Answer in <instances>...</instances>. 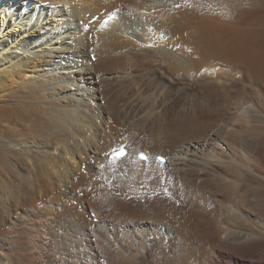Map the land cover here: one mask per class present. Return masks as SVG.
Wrapping results in <instances>:
<instances>
[{
	"label": "bare ground",
	"instance_id": "6f19581e",
	"mask_svg": "<svg viewBox=\"0 0 264 264\" xmlns=\"http://www.w3.org/2000/svg\"><path fill=\"white\" fill-rule=\"evenodd\" d=\"M142 50L156 54L170 70L186 75L190 82L196 83L195 79L203 78L198 93H186L183 97L198 96L202 102L208 103L195 107L189 102L186 114L180 113L182 116H173L166 122L168 133L164 131L165 134L146 137L149 132L145 129L148 133L142 132L144 141L137 139L135 132L130 130V137L123 138L118 133L120 126L115 123L123 122L125 125L124 121L131 116L136 119L143 117L148 112V109L144 110L148 107L145 106L148 96L130 99L129 109L131 106L136 109L131 116L130 111L129 115L123 111L125 107L120 110L112 102L114 99L106 106L96 101L99 78L104 81L124 77L121 69L134 58L138 59ZM105 51L108 53H103ZM119 71L121 75H117ZM105 73L107 77L103 76ZM166 79L169 83L175 82L171 77ZM182 87L178 88L179 92ZM154 88L153 92L150 91L152 97L157 91L163 94L160 93L163 88L157 85ZM164 93H167L165 96L170 94ZM114 113L119 116L113 119L116 122L112 129L108 121ZM19 125L27 127L19 130ZM7 132L20 141L19 146L28 147L22 148L24 154L46 152L40 163L38 160L36 163L47 162L52 170L59 164L58 158L63 157V163L72 164L75 156L80 155L92 160L89 171L101 172L108 179L107 171L111 168L107 162L109 155V162L119 164V177L115 181L123 190L137 185L134 183L136 179L132 180L133 176L138 178V182L145 180L143 169L137 171L132 166L161 167L181 178L187 192L195 191L196 204L192 209L172 207L174 213H170L174 216V225H177L173 238L162 240L161 256L152 263L264 264V0H0V135ZM60 133L76 138L77 145L68 151L64 148L67 145L62 146L57 160L50 163L46 148L54 147L53 143L45 144L40 138H55ZM87 133L92 134L89 139L86 138ZM207 137L213 140L212 143L205 140ZM167 139L171 140L170 145H167ZM208 144L210 151L206 150ZM121 146L127 148V153L119 158L113 156L112 153ZM139 151L147 153L146 161L136 157ZM156 155L166 157L163 165L155 161ZM93 176L94 173L90 177ZM33 184L35 186V182ZM70 186L64 187L63 195L77 192L78 187ZM106 191L96 187L91 192L84 191L81 198L77 196L80 199L78 217L82 222L87 217V206L111 202L112 196ZM63 195L51 202L53 213L49 212L52 218L55 210L65 207ZM114 203V210L111 209L110 214L107 211L112 218L115 216L118 220L128 215L135 221L152 219L151 214L150 219H145L146 213L141 214L143 219L131 218L139 216L138 206L134 210L126 209V203L123 206L118 199ZM161 203L155 201L148 209L153 208V214L155 211L160 213L166 205ZM167 205L169 207V203ZM149 215L147 213L146 216ZM81 225L83 231L88 229L91 233L85 223ZM174 225H171L172 230ZM75 226L79 229L80 224ZM96 229L104 230L100 226ZM134 259L132 256L128 259L130 262H124L140 263H133Z\"/></svg>",
	"mask_w": 264,
	"mask_h": 264
},
{
	"label": "rangeland",
	"instance_id": "374dc122",
	"mask_svg": "<svg viewBox=\"0 0 264 264\" xmlns=\"http://www.w3.org/2000/svg\"><path fill=\"white\" fill-rule=\"evenodd\" d=\"M210 5L212 6L213 4L211 3ZM216 9L221 10L222 8H216ZM106 52L108 53V51H105L103 53L107 54ZM105 54H103V55H105ZM140 54L141 55H140V57L138 56V59L135 60V58H134L132 61H130L129 65H126L125 67H123L121 69V70H123L122 74H124L123 75L124 77L117 78V79L115 78L114 80L111 79V80H104V81H102L101 78L98 77L100 79V81L98 82L97 86H98V90H100V91H98V90L96 91L97 92L96 95L98 97L96 99V101L100 102V105L106 106L108 104V101H110V100L112 101V99H114V101H112V102L116 103V105L120 107V110L122 107H125L126 109L124 108L125 110H123V111H126L127 115H129V113L131 112L129 115V116H131L132 111L136 110V109L134 106H131L132 108L129 109L130 105L128 103H129L130 99L134 98V97L135 98L142 97V95L148 96L147 97L148 99L146 98L147 102L145 104V106L148 105V107H145V108L143 107L145 111H146V109H148L147 110L148 112H146L143 117L136 119L135 117L131 116L130 118L126 119V121H124L125 125L123 122L121 123V122H116L113 120L115 117L119 116L117 113H114L115 116L113 115V118H111V120L108 119L109 120L108 122H110V127H112V129H114L113 127H115V124L116 125L118 124L117 126H120L121 129L119 130L118 133H119V135H122L123 138L128 139L131 135L130 131H132V132H135V134H136L135 136L137 139H140V140L143 139L141 141H144V139H145L144 135L148 132L149 133L146 134V137H148L147 135L152 136V135H155L156 133H162V132H163L162 134L168 133L165 126L170 121L169 119L173 118V116L174 117H180L183 114H186L184 112L188 111L187 106L189 105L188 104L189 102H192L193 103L192 105L195 107H197V105L200 106L201 104L207 105L208 103L202 102V100H200L198 96H196V97L192 96V97H190V99H185L186 97H183L186 93H189V94H191L193 92H195L193 94L198 93L197 92L199 90L198 87L200 86V83L203 81V78H200L197 80L195 79L196 83H194L193 81L190 82V80L188 79V77L186 75H184L182 73L180 75L175 74L172 70H170L165 65V63L162 62V59L159 56H157L156 54H154L152 52L150 53V51H147V50L146 51L142 50ZM145 57L147 58L146 59L147 61L145 60ZM94 58H96V57H94ZM134 61H136V62H134ZM153 63H154V65H153ZM153 69H154V71H153ZM162 72L165 74H163ZM116 73H117V75H121L120 71L116 72ZM106 75H108V74L107 73L103 74V76L107 77ZM125 77H126V79H125ZM131 77L133 79H129ZM170 77L173 80H175V82H173V84L169 83L166 79V78H170ZM123 80H125V81H123ZM133 80H135V81H133ZM158 81H159V83H158ZM166 83H168L167 84L168 86L166 85ZM182 83H185V84L187 83V85L182 84ZM153 85L154 86L157 85V86L163 88L162 92H160L161 94L162 93L163 94L160 95V94H158V91H157L158 95L155 94L152 97V94L150 91L155 90ZM121 86H123V87L119 88ZM182 86L184 87V89ZM99 87H100V89H99ZM179 87H182L180 89V92L178 90ZM215 87H220V86L215 85ZM164 89H165V91H164ZM163 91L169 92L170 94L165 96L164 94H167V93H164ZM120 93H121V95H120ZM99 94L101 96H99ZM115 97H117L119 100L117 101V98H115ZM194 99H195V101H194ZM198 100H200L201 103H199ZM125 101H127V102H125ZM194 102H197V103H194ZM169 106H171V107H169ZM165 108H167V109H165ZM168 109L170 110V112H168L169 111ZM164 112H166V114L168 113V115H166ZM163 115H165L166 117ZM162 116H163V118H162ZM213 116L218 117L217 115H213ZM157 117H158V119H157ZM159 117H160V120L162 119L161 121H159ZM145 118H146V120H145ZM166 120H168V121H166ZM151 121L153 124H155V125L152 124L154 127L150 124ZM111 122H112V124H111ZM114 122H116V123L113 124ZM133 122H134V124H133ZM139 123L144 124L143 126H145V125L146 126L143 127ZM148 124H150V125H148ZM121 125H123V126H121ZM159 125L161 128L158 127ZM17 126H18V124H17ZM17 126H16V128H18ZM23 126L19 125L20 128H18V129L21 130ZM139 126L142 127L141 131H140L141 127H139ZM10 127L12 130L13 126L11 125ZM26 127L24 126L23 129ZM131 127L133 129H131ZM137 127H139V128H137ZM149 127H152V128H149ZM135 128H137V130L139 129L138 131L141 134L137 130H136L137 131L136 132ZM155 128L157 129V131ZM145 129L148 132H146ZM9 130H10V128H9ZM44 130L46 132V128H44ZM123 131H125V132L123 133ZM152 131H154L155 133H153ZM164 131H165V133H164ZM142 132L143 133L145 132V134H142ZM150 132H152V133H150ZM5 134H7V135H5ZM5 134L3 133L0 135V136H2V137H0V138H2V139H0V162H1L0 163V178H1L0 179V264H121V263L122 264H129L128 262H130V261L128 259H130L132 256H133V259L135 258L133 263L136 261L137 262L140 261L139 264H154L152 262H157L158 257L161 256V254L159 252V251H162L161 243L165 240H169L170 238H173V234H174L173 232L175 231V228L177 226V225H174V222L172 219L174 217L172 215L174 213L172 210L173 209L172 207L173 206L175 208H186L187 207V209H190V208L192 209V207L196 204L195 200L197 199V197L194 196V195H196L194 193L195 191L193 189H191L190 193L187 192L185 189V185L183 184V180L181 178L178 179L177 176L170 174L169 171H165V168L157 167V168L153 169V167H150V168L146 167L147 168L146 169L145 166H132V168L134 167V169L137 171L138 170L141 171V169H143L142 172L143 173L145 172V180H142V182H140V180H139V182H138V180H137L138 178H136V176H133L132 180L136 179L134 183H136L137 185L132 184L135 186L134 188H129V189L123 190V187H122V189H121V187H118L119 185L117 186L116 181H115L116 178L119 177V175L117 174V172H118L117 169L119 167V164L109 162L108 161L109 155H107V162L109 165L111 164L110 165L111 168L108 169L109 172L107 171V173L109 174V177H108L109 180L106 179V177H103L101 172L98 173V171L93 172V171L88 170L91 166L92 160L90 161L89 159L80 157V155L79 156L76 155L74 158L75 162H72V164H71V163H63L65 160L63 157L58 158V156L60 155L58 152H60V148H62V146L67 145V147H64V148H66L68 151L69 149L74 148L75 145H77L76 138H71V137L65 136V134H63V133H60L61 135L56 134L55 138L47 137V136L40 138L42 140V142L43 141L45 142V144L52 145V143H53L52 146L55 147L54 148V147L49 146V148L47 147L46 149L48 150L47 155L49 154V156L47 157V160H49L50 163L57 160V158H58L57 161H59V159H60L59 164L55 166V169L57 170L56 171L55 169L52 170L50 168V166H47L46 165L47 162H46V164L45 163L39 164L40 163L39 160L41 158H43V156H44L43 154H45L46 152H44V153L38 152V153H40L39 155H38V153L30 152L31 153L30 155H26L23 153V149H26L28 147L19 146L18 143L20 141L17 140V138L14 135H12L11 132L10 133L7 132ZM8 136L9 137L14 136V137L9 138ZM87 136L88 137H86V138L89 139L92 136V134L87 133ZM49 138H50V140H49ZM69 138H70V140H69ZM167 140L169 141L170 139H167ZM205 140L209 141V143L210 142L212 143V141H213L209 137H207ZM170 141L168 142L167 145H170L169 144V143H171ZM3 143L6 147L2 146ZM6 143L8 144V146ZM29 143L30 142H27V144H29ZM13 144H15L16 147H13ZM164 144H166V142H164ZM209 146H210V144H208L206 146L207 151L211 150V148ZM20 147H21V149H19ZM17 152L19 154H17ZM15 154L19 155V156L16 157ZM23 157H24V160H22ZM18 159L22 162V163H20V164H22V167H20L21 165L19 164ZM84 159H86V160H84ZM37 160L39 163H36ZM82 160H84L83 163H82ZM2 163H3V165H2ZM33 164L36 165V167H39L40 165L41 166L38 169H36V167H34ZM60 164H61V166H60ZM4 165L7 166L6 170H5L6 166H4ZM68 166L70 167V169ZM48 167H49L50 171L48 170ZM29 168H31V169L28 171ZM33 168L35 170H33ZM40 169L42 171L43 170L44 171L42 172ZM46 170H48L49 172ZM17 171L19 174L17 173ZM44 172H46V173H44ZM59 173H60V175H58ZM93 173L95 174V176L90 177ZM17 174H18V176H17ZM33 174H35V175H33ZM62 175H64V176H62ZM21 176H23L22 177L23 180L21 179ZM34 176H36V177H34ZM69 179L71 180V182ZM21 180L24 183H22ZM61 180H62V182L60 183ZM9 181H11V183ZM27 181L28 182L33 181V183L35 182V186L32 183L34 186V187H32L31 182L29 185V183ZM36 182H37V184H36ZM107 182L108 183L110 182V183L108 184ZM27 183H28V186H27ZM68 184L72 185L70 187H78L80 190L77 188L75 190V191H77L76 193L63 195L62 193L64 191V187L67 186ZM106 184H108V186H106ZM60 186H62V187H60ZM96 187L99 189H102L104 191L108 190L109 193L106 191L107 195H109V196L111 195L112 199L109 196H108L109 198L107 196H106V198L108 200L111 199V202L110 201H108L110 203L105 202L107 200L106 199L104 201L105 203L102 202L104 204L99 203V204H96L97 206L96 205H93L92 207L87 206L85 208V211L87 212L86 215L88 218L85 217L83 219L84 222H82L81 219L78 217V206L80 204L79 203L80 199L77 196H80V198H81L82 196H84V191L91 192ZM19 188H20V190H19ZM134 189H135V191H134ZM16 190L17 191L19 190V192H17ZM56 190H57V192H56ZM185 191L187 192V195L184 196ZM54 193H56L57 195L56 194L54 195ZM122 193H123V195H122ZM18 195L20 197L19 201L16 200V198H19ZM61 195H63V197H64L65 207L58 210V211L55 210V212H54L55 216L52 218L50 216V214L53 213V210L51 208V206H52L51 202L55 198H59ZM139 195H140V197H139L140 199L138 198ZM45 197H47V198H45ZM114 197H115V199H114ZM47 199L50 201V203H49V201H47ZM117 199H118L119 203H122V205L123 204L125 205V203H126V206L123 205L126 209L132 208L135 210L136 207L138 206L137 209L139 208L138 210H140L142 213L139 212L140 214L138 217H131V218L143 219L144 216L143 217L141 216V214L145 215L143 213H146V215L148 213V215L151 214L153 216L159 214L160 218L158 219V217H159V215H158L155 217L151 216L152 219H150L151 218L150 215L149 216L145 215V219L147 217L150 219V221L144 222V221H140L139 219H137V221H135L136 219L131 220L128 215H124V216L120 217L121 219L123 218L122 220L120 218H118L119 221L117 220V217L114 216L113 218H115L116 219L115 220L112 218V215H109V214L116 207V203H114V202L117 201ZM20 200H21L22 204H21ZM148 200H149V202H148ZM152 201H154V202L152 203ZM155 201L156 202L159 201V204L163 201L161 203V205L163 206V203H164V205L165 204L166 205L164 206L163 211H160V213L158 211H155L156 213L153 214L154 213L153 208L152 209H148V208H151L152 205L155 203ZM147 202H148V204H144ZM142 203H143V205H142ZM168 203H169V207L167 205ZM31 204H32V206H31ZM139 205H142L143 207L142 206L139 207ZM108 206L110 207V209H107V208H109ZM45 208H47L48 213H47ZM141 208H143L144 210ZM165 208L166 209L168 208V209L165 210ZM49 211H51V213ZM107 211L109 212V214L107 213ZM170 211L172 214L170 213ZM104 212H105V214H103ZM163 212H165V213H163ZM79 213H80V211H79ZM162 214L164 217L162 216ZM98 216H100V218ZM105 216H107V217H105ZM109 216H111V217H109ZM71 218H72V220H71ZM153 218H155L154 219L155 221H153ZM161 218H163V219L161 220ZM99 219L101 221H99ZM168 219H170L169 222H168ZM129 220H131V221H129ZM171 220H172V222H171ZM159 221H161V223ZM82 223H85V226L87 228H90V230H91L90 234H89L88 229L87 230L85 229V231H83L81 229V226H83V225H81ZM76 224L77 225L80 224L79 229L76 228V226H75ZM165 224L167 226H165ZM171 225L172 226L174 225L173 230H172ZM99 226L102 227L104 230H102V229H101L102 231L97 230L96 228H99ZM146 231H147V233L149 232L148 235L146 234ZM143 233H144V235H143ZM115 255L117 257H114ZM145 259H146V261H145ZM124 260H127L128 262L126 261V263H125Z\"/></svg>",
	"mask_w": 264,
	"mask_h": 264
}]
</instances>
